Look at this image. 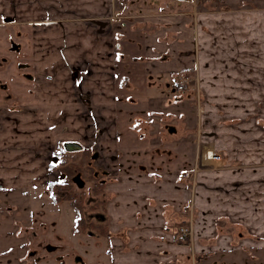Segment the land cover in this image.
Returning <instances> with one entry per match:
<instances>
[{
    "label": "crops",
    "instance_id": "0c3cea01",
    "mask_svg": "<svg viewBox=\"0 0 264 264\" xmlns=\"http://www.w3.org/2000/svg\"><path fill=\"white\" fill-rule=\"evenodd\" d=\"M262 1L221 6L212 0H0V36L23 49L31 75L24 84L27 96L7 95L12 108L0 101V179L55 182V145H88L83 135L114 141V150L104 142L95 146L97 141L89 160L102 152L117 157L120 105L139 101L148 111L144 116H181L190 124L196 118L185 103L196 105L197 96L176 95L169 80L194 76L200 142L223 163L235 160L236 169L200 173L191 190V180L175 169L113 176L118 163L108 166L113 177L102 181L98 195L104 198L106 235L97 264H256L254 249L264 248ZM179 147L170 150L178 153ZM232 152L251 157L235 159ZM191 199L198 213L189 243L176 231ZM226 218L229 229L223 227Z\"/></svg>",
    "mask_w": 264,
    "mask_h": 264
},
{
    "label": "rangeland",
    "instance_id": "374dc122",
    "mask_svg": "<svg viewBox=\"0 0 264 264\" xmlns=\"http://www.w3.org/2000/svg\"><path fill=\"white\" fill-rule=\"evenodd\" d=\"M212 1H214L212 3H218L221 6L229 5V3L236 5L242 2L245 4H261L263 2L262 0ZM14 37L16 38L17 36ZM15 43L22 44L23 42ZM23 59V49L18 51L16 45L11 40L0 36V101H5L9 108H12V105L8 103L9 99L6 100L7 95L11 97L16 94L22 97L27 96L26 92H28V89H26L24 84L28 81L25 77L28 74L26 73L28 67ZM164 96L168 97L166 90L164 91ZM196 99V105H192L190 102V104L185 103L189 110H192V108L194 110L189 111V116L193 118V115H195L196 118L190 124L188 120H182L181 116H172V118L168 119L166 117L160 118L159 115L150 116L148 114L144 116V112L148 113V111L139 101L135 105H120L118 109L121 112L117 118L118 130H116L118 132L116 144L118 146L117 149H119L117 157L113 156L114 154L102 152L97 154L100 157L95 162L94 160H89L94 147L103 142L106 147L114 150L112 137L102 140V138L98 139L83 135L81 142H91L88 145L83 144V149L73 151H66L63 146L67 142L65 140L61 144L55 145L57 149L56 159L60 164L58 163V168L52 169V172L54 170L59 173L57 181L63 182L65 186H68V191L74 194V200L81 202L83 217L86 223H92L94 226H97L95 224L98 223H102L103 225V222H99L100 220L97 215L104 216V198L103 195L95 197L94 193L103 188L100 182L107 180V178L116 175L122 176L125 175L123 173L128 171L140 173L141 170L146 171L148 168L154 170V168L158 167L160 168V172L164 169H175V171H180L184 174L187 181L191 180V185L193 186L191 190H195L198 174L206 173V171L214 172L219 169H236L231 168L235 160L233 162L225 160V163H223L222 156L218 163L214 161L207 162L202 159L204 152L208 155L213 148L209 144L200 142L202 139L199 137L200 130L202 133L204 130L200 127L201 116L199 114L201 106L198 103V96ZM13 106L18 105L13 104ZM180 112L178 109L175 111L176 115L181 114ZM143 116L145 117V121L140 118ZM145 123L146 125L142 128ZM169 128L175 129L173 134L169 133ZM186 131L188 132L186 133ZM177 132H181L180 134L182 135L175 137ZM97 141L98 143H96ZM179 143L178 153L173 154L170 150L171 147L177 146ZM189 144H192V151L190 153L188 150H185V145L187 147ZM159 149L164 151L159 152ZM55 152L54 150L51 153V157H55ZM213 152L215 151L213 150ZM88 153H90L89 156L87 155ZM224 155L229 154L225 153ZM230 155H234L235 159L240 156L251 157L249 152H232ZM189 160H192V168L187 166ZM116 162L118 163L119 170L116 172L114 168H111L114 172L113 176L105 175L102 172L108 166L115 165ZM119 164L124 165H121L120 168ZM125 164L128 165L125 166ZM10 171L12 170L10 169ZM24 171L22 170L21 173H25ZM78 171L82 174L84 181L82 188H78L74 182V177ZM3 172H0V176H2ZM94 172H96L95 177H93ZM50 180L55 181L56 179L50 178ZM50 186L47 187V185L39 184L25 185L23 177L21 179L12 178L11 181L8 178L5 180L0 179V187L2 189L0 191V264H97L104 257L105 240L103 236L97 235L93 227L87 228L84 233H71L74 226L75 210L69 201L62 198L63 193L60 191L61 188ZM53 198L54 200H58L54 202ZM192 203L194 227L198 212L196 205H194L195 203ZM224 221V228L229 229L232 227V223L228 218L224 219ZM183 224L185 223H180L178 227ZM178 227L177 230L180 229ZM192 230L191 240L194 242L195 228ZM238 232L234 228L232 231L233 239H238ZM94 242L98 245L95 246ZM254 250L256 264H264V248H256ZM96 257L99 258L98 261ZM78 258L81 259V263Z\"/></svg>",
    "mask_w": 264,
    "mask_h": 264
},
{
    "label": "built area",
    "instance_id": "2783aa9c",
    "mask_svg": "<svg viewBox=\"0 0 264 264\" xmlns=\"http://www.w3.org/2000/svg\"><path fill=\"white\" fill-rule=\"evenodd\" d=\"M169 84L171 86V91L174 92L176 95H187L191 92H195L194 94L196 96H198L199 92L197 91L198 88V83H197V78H195L194 76L189 77L186 75H175V76H171V79L169 80ZM195 86V87H194ZM194 87V90H193ZM210 154H208L209 156L206 158L203 154L202 159H204L205 161L209 162V161H216L219 159L220 162V155L217 154L216 152H213V150H210L209 152ZM193 200H190V208L188 211V216L187 219H185L183 222L185 224H183L182 226L178 227L180 229H178L176 231L178 237L183 239H187V241L189 243H192V233H193ZM182 222V223H183Z\"/></svg>",
    "mask_w": 264,
    "mask_h": 264
},
{
    "label": "trees",
    "instance_id": "16d2710c",
    "mask_svg": "<svg viewBox=\"0 0 264 264\" xmlns=\"http://www.w3.org/2000/svg\"><path fill=\"white\" fill-rule=\"evenodd\" d=\"M54 185L50 186V187H55V188H63L62 191H66V189H64L66 186L62 183H53ZM52 188V189H53ZM1 187H0V191H1ZM102 188L99 189L98 191H96L94 194L95 195H98V194H101L102 193ZM73 193L72 192H69L68 190L62 195L63 196V199L66 200V201H69L70 202V205L72 206V208H74L75 210V218L73 219L74 220V226L72 227V232L73 234H78V233H84V231H86L87 228H91L93 227L94 228V231L97 232L99 235L105 237L106 235V227L103 225H97L94 226L92 225V223H86V220H84L85 218L83 217V207L81 202L78 200H74L73 198ZM54 200V198H53ZM57 199L54 200V202H56ZM102 226V228H101Z\"/></svg>",
    "mask_w": 264,
    "mask_h": 264
},
{
    "label": "flooded vegetation",
    "instance_id": "af4514ba",
    "mask_svg": "<svg viewBox=\"0 0 264 264\" xmlns=\"http://www.w3.org/2000/svg\"><path fill=\"white\" fill-rule=\"evenodd\" d=\"M25 77H26V79H28V78L31 77V75H30V74H26ZM169 129H170V128H169ZM169 129H168V130H169ZM171 134H173V133H171ZM81 149H82V148H81ZM92 156H93V157H96L95 160L99 159V157H98L97 154H94V153H93ZM93 160H94V159H93ZM94 162H95V161H94ZM119 165H120V168H121V165H124V164H119ZM127 165H128V164H125V166H127ZM60 166H62V165H60ZM125 166H124V167H125ZM104 168H105V167H104ZM104 168H103V169H104ZM117 169L119 170V168H117ZM104 170H105V171H102V172H103L105 175H108V176H109L110 173H109L106 169H104ZM128 172H129V171H128ZM95 173H96V172L93 173V177H95V176H94ZM76 174H77V175L74 177V182L76 183V185H77L78 188H82V186H83V182H84V181H83V178H82V174H81L79 171L76 172ZM53 183H62V184H64L63 182H59V181L55 180V182H52L51 184L48 183V184H47V187H49L50 185H54ZM101 183H102V181L100 182V184H101ZM100 184H99V185H100ZM64 185H65V184H64ZM101 185H103V183H102ZM64 189H66V191L69 190V189H68V186H66ZM102 189H103V188H102ZM62 190H63V188H61L60 191H62ZM66 191H62V193L64 194ZM103 191H104V190H102V193H103ZM98 195H99V194H98ZM98 195H95V197L98 196ZM62 198H63V197H62ZM57 200H58V199H57ZM97 216H98V219L100 220L99 222H103L102 219H101L102 217H101L100 215H97ZM99 216H100V217H99ZM95 225H102V223H101V224L98 223V224H95ZM96 227H97V226H96ZM96 234L99 235L98 233H96ZM103 238H104V237H103ZM26 260H28V259H26ZM78 260L80 261V263L82 262L81 259L78 258ZM26 264H27V263H26ZM58 264H61V263H58Z\"/></svg>",
    "mask_w": 264,
    "mask_h": 264
},
{
    "label": "water",
    "instance_id": "95a60500",
    "mask_svg": "<svg viewBox=\"0 0 264 264\" xmlns=\"http://www.w3.org/2000/svg\"><path fill=\"white\" fill-rule=\"evenodd\" d=\"M168 131L169 133H173L175 129L170 128ZM63 146L65 147L66 151L80 150L82 148V146L78 145L77 142H65Z\"/></svg>",
    "mask_w": 264,
    "mask_h": 264
},
{
    "label": "bare ground",
    "instance_id": "6f19581e",
    "mask_svg": "<svg viewBox=\"0 0 264 264\" xmlns=\"http://www.w3.org/2000/svg\"><path fill=\"white\" fill-rule=\"evenodd\" d=\"M219 160V159H218ZM218 160H216L215 162H217Z\"/></svg>",
    "mask_w": 264,
    "mask_h": 264
}]
</instances>
